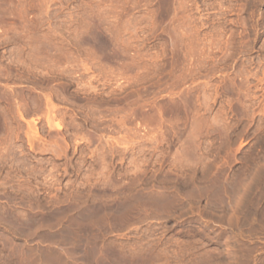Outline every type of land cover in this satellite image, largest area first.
<instances>
[{"label": "rangeland", "instance_id": "obj_1", "mask_svg": "<svg viewBox=\"0 0 264 264\" xmlns=\"http://www.w3.org/2000/svg\"><path fill=\"white\" fill-rule=\"evenodd\" d=\"M0 264H264V0H0Z\"/></svg>", "mask_w": 264, "mask_h": 264}, {"label": "bare ground", "instance_id": "obj_2", "mask_svg": "<svg viewBox=\"0 0 264 264\" xmlns=\"http://www.w3.org/2000/svg\"><path fill=\"white\" fill-rule=\"evenodd\" d=\"M234 189H235V188H234ZM239 191H240V189H239ZM237 192H238V190H237ZM229 196H230V195H229ZM230 197H231V196H230ZM230 197H228V198H230ZM228 205H231V204L228 203ZM239 206H240V204H239ZM230 207H231V206H230ZM234 207H235V206H234ZM233 209H234V208H233ZM236 209H237V208H236ZM234 210H235V209H234ZM232 211H233V210H232ZM236 211H238V209H237ZM236 211H235V212H236ZM238 214H239V212H238ZM249 214L251 215V212H250ZM249 214H248V216H249ZM248 216H247V217H248ZM239 217H240V216H239ZM247 217H246V218H247ZM230 218H232V217H230ZM241 218H243V216H241ZM252 218H253V217H252ZM237 220H241V219H238V218H237ZM243 220H244V218H243ZM245 220H246V219H245ZM249 220H250V219H248V221H249ZM232 222H233V221H232ZM238 222H239V221H238ZM241 222H242V220H241ZM246 223H247V222H246ZM248 223H249V222H248ZM248 223H247V224H248ZM231 224H232V223H231ZM238 224H239V223H238ZM229 225H230V224H229ZM251 225H252V224H251ZM241 226H242V225H241ZM244 226H245V225H244ZM242 227H243V226H242ZM232 240H233V239H232ZM234 240H235V239H234ZM229 241H230V240H229ZM230 242H231V241H230ZM234 245H235V244H234ZM229 249H230V248H229ZM232 250H233V249H232ZM231 252H232V251H231Z\"/></svg>", "mask_w": 264, "mask_h": 264}]
</instances>
